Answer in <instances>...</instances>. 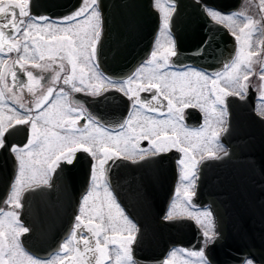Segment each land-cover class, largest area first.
<instances>
[{
	"label": "snow or ice",
	"instance_id": "snow-or-ice-1",
	"mask_svg": "<svg viewBox=\"0 0 264 264\" xmlns=\"http://www.w3.org/2000/svg\"><path fill=\"white\" fill-rule=\"evenodd\" d=\"M260 4L264 5V0H260ZM95 5L96 0H83L82 6L62 21L49 22L47 17L37 18L31 15L30 0H0V65H3V68H0V104H5V93H14L17 85L20 88L27 87L28 92L32 93L35 91L36 86L41 84V80L44 79L43 77L38 78V74H34L32 71H27L25 73L27 84L25 85L24 81L20 79L21 72L17 70V66L20 70H23L25 65L30 64L35 69L47 72L52 70L59 62V71L52 79V84L56 85L61 79V74L66 71L63 63L66 60L67 65L70 66V74L64 75L63 83L65 85L71 84L73 91H82L81 87L75 86L76 82L78 81L80 85H84L85 77L88 76L92 80H99L98 83L87 84V89L93 95H100L103 91H106L104 85L108 84L129 96L134 108H145L149 112L161 111L158 107V95H163L164 100L167 101V118L150 121L145 119L144 123H140L137 119L134 124L133 119L130 117L124 124L120 125V131L116 134H112L99 126L89 131V128L96 124V121L90 118L89 124L81 129L74 126L82 118V111L69 104L67 94L62 88L59 92H56L54 87H49L47 94L36 101L35 111L37 114L35 116L31 115L33 111L31 108L26 109L23 115L18 113L14 107L8 109L13 113L12 115L4 116L0 112V147L4 144L6 134H9L10 130L17 125L31 124L32 129V136L23 148L16 146L11 148V151L16 153L20 161L16 187L10 197V202L15 208L21 207L19 201L20 188L26 182L27 171L31 170L32 172L29 179L35 180L44 164H47V169L44 170V175H47L48 170H54L53 165L58 164L62 157L66 158L65 152L71 155L83 150L90 153L97 160L98 166L94 165L93 168L94 181H102L105 166L108 165L109 161L120 158L122 153L127 158V156L144 151L138 149V139L149 141L155 152L167 151L171 147L178 148L180 152L184 153L185 159L181 160L180 163L184 165L185 169L183 179L188 181L190 176H194L197 162L189 154L190 149L181 146L183 141L180 139V135L177 134V125L184 119L183 110L197 106L204 109L205 105H208L205 110L215 114L217 106L223 105L227 96L236 95L243 98V93L248 88L245 82L249 77L243 75L244 82H242L241 74L251 69L253 59L257 53L253 51L246 52L244 47H241L236 58L230 64L226 63L224 65L225 71L223 73L215 74V78L194 70L173 72L170 75L167 71L153 70L146 78L148 80L147 84L143 82L136 83L135 73L124 81H111L98 76L92 63L100 39V32L97 30V24L95 23L99 13L96 11ZM163 11V27L167 29L170 12L168 9H163ZM206 11L218 23H235L231 16H222L219 12L210 8ZM256 23V21L248 18L243 27L239 28V34L233 32L235 39L241 41L242 45L249 49L252 47L251 33L255 29ZM160 48L163 50L153 51L151 59L147 63L155 64L156 69H165L169 57L175 56L176 52L172 47L160 45ZM11 53H16L19 58L9 63L4 57ZM138 71L140 70L138 69ZM9 72H11L12 79L11 88L5 82V77ZM191 76H195L196 80H191ZM261 79H264V76ZM209 81L211 87H209ZM222 84L224 86H221ZM133 85H135V88ZM177 86L179 87V98L176 96ZM153 90H156L157 94L152 95L151 99L157 101V105L141 100V93L152 92ZM166 92L168 94L164 95ZM205 93H207V98H205ZM8 98L18 99L12 95ZM193 98L197 100L196 104L190 103ZM209 99L212 101L211 104H208ZM200 101H203V103H200ZM20 107L24 108V105L21 104ZM136 115L139 116V113L137 112ZM223 115L224 109L221 108L217 123H223ZM137 127H139L138 132ZM53 128L59 129V131H54ZM170 130L172 135H169ZM183 135L185 139L189 135L200 138L201 143L193 145L192 148L200 151L203 154L202 158H219L218 153L227 155L222 145L218 143L219 131L215 128H211L207 132L201 129L195 133H183ZM41 156L43 160L39 159ZM48 161H51V163H48ZM71 162V160H68V163ZM36 165H40L41 168H37ZM97 172H99V175L96 174ZM41 179H43V176H41ZM43 182L47 183V180L44 179ZM99 186L98 183L94 185L96 188H99ZM104 191L105 199L99 206H94L91 209L93 214L88 216L86 223L82 219V215L76 216L77 223L70 241L79 235V239L76 240L77 246L75 248L71 247L70 241L62 244L61 252L63 255L58 254L56 264H92L93 260L95 264H112L109 245L119 246V251L116 252V264H132L130 245L134 239L131 234L133 226L130 222L126 229L120 225L118 220L121 215L119 206L115 204L107 188ZM184 195L186 197L190 196L187 186ZM90 198L95 202V199L99 198V193H89L84 197V204L81 207L82 214H88ZM8 202L6 201V203ZM114 208L116 209L115 215L113 214ZM105 209H107V212H105ZM0 215L7 218L6 220L0 219V264H25V261L26 264H41L39 260L26 256L20 248L19 237L26 233L28 229L19 224L17 213L0 212ZM203 215L208 217L211 214L205 212ZM168 218H171V212ZM82 228L86 231L78 234L76 230ZM125 230L129 233L128 235L120 234ZM109 231L112 233L111 235H108ZM89 234L91 235L89 236ZM204 235L209 239L211 238L207 228ZM93 240L95 241L94 247L92 246ZM80 244L84 245L83 251L79 247ZM71 252H74L75 255L70 258L68 254ZM188 255L200 257L203 264H206V261H203V251L189 252ZM86 257L87 259H85ZM247 264H252V261H247Z\"/></svg>",
	"mask_w": 264,
	"mask_h": 264
},
{
	"label": "flooded vegetation",
	"instance_id": "flooded-vegetation-1",
	"mask_svg": "<svg viewBox=\"0 0 264 264\" xmlns=\"http://www.w3.org/2000/svg\"><path fill=\"white\" fill-rule=\"evenodd\" d=\"M198 3H200L203 7V10L207 13L206 9L210 8L213 11L219 12L222 16H231L233 17V20L235 23L230 22H224V23H218L217 21L213 20L208 14V18L211 20V22L215 25L214 30L211 32L214 39H219V53L220 58L222 55H227L225 58L223 57L222 63L214 70H207L200 66H195L191 64H182V65H175L172 63L171 59L172 57H169V62L166 65L165 69H156L155 64H148L147 61L151 59V53L155 50L157 39L159 36L158 34L155 38L153 47L148 54V56L140 63L138 64L135 69L125 78H112L105 73H103L97 62H96V56L93 60V65L95 66V70L97 72V75L100 77H105L108 80L111 81H124L128 79L130 76H133L135 73L134 79L136 80V83H148V80L146 79L147 76L153 71H167V73L170 75L173 72L179 73L181 71H189L194 70L195 72L202 73L204 75H207L211 78H215V74L217 73H223L225 71L224 65L226 63H231L237 56L239 50L241 47H244L242 45L241 41H237L235 39V36L233 35V32L235 31L236 34H239V28L243 27L244 23L246 22L247 16H244V0H240L238 2V7L236 10L231 11H224L220 8L215 7L216 5H228V2H231V0H211V4L205 3L203 0H196ZM83 4V0H81L79 6L74 9L72 12L68 13L67 15L60 16V17H50L47 15H40L36 16L31 13L34 17H47L49 22H59L62 21L65 17L71 15L75 11H77ZM153 6L160 15V27L164 20V11L163 9H168L171 14L173 13L175 9V3L170 2L168 0H153ZM259 28L257 30V43L255 44L254 51H256L259 56L261 57V60L264 61V5L260 4L259 1ZM96 11L99 13V9L97 6V1L95 5ZM242 14V15H241ZM170 19V18H169ZM97 24V30L101 32V23H100V17L95 21ZM63 26V25H61ZM160 30V29H159ZM221 31V35L217 34V31ZM168 33L170 36V40L172 42V49L176 52V43L175 40L169 30L168 25ZM228 40V42H227ZM243 40V37H242ZM18 55L16 53H11L8 56L4 57V59H7L9 63H12L16 60H18ZM162 63V61H160ZM152 65V66H151ZM143 66V67H142ZM0 68H3V65H0ZM65 69L66 71L61 74V79L58 84L53 85L52 79L54 78L57 71H59V66L56 65L52 70H49L47 72L38 70L33 68L30 64L25 65V68L23 70H20L17 66V70L21 72L20 79L24 81L25 84H27V77L26 72L32 71L34 74H38V78L43 77L44 79L41 80V84L37 85L35 88L34 93L30 92H23V98L27 97L26 99L30 101L32 104H26L25 108H21L16 103V100L8 98L10 94L5 93V104L4 107H6L4 110L5 112H2L4 116H8L10 114V111H8L9 108L14 107L18 113L23 115L25 113V110L28 108L33 109L31 115L35 116L37 113L35 111V103L36 101L41 98L43 95L47 94V89L49 87H54L56 92H59L62 88L64 92L67 94V100L69 104L76 108L77 110H81L83 115L78 124L74 127H79L83 129L85 125L89 124V119H93L96 121V124L92 125L91 128H89V131L92 130V128L95 127H102L105 130L111 132L112 134H116L120 131V125L124 124L126 120H128L130 117L133 119L134 124L136 123L137 119H139L140 123H144L145 119L147 120H163L167 118V101L164 100L163 95H158V107L161 109L160 112H149L145 108H134L133 102L131 99H129V96L125 95L123 92L118 91L116 88L111 87L108 84H105L104 87L107 89L106 91H103L100 95H93V93L87 89V84L89 83H98L99 80H92L88 76L85 77V84L80 85L79 82H76V87H81L82 91L75 92L73 91V86L71 84L65 85L63 83V77L64 75L70 74V66L67 65L65 62ZM138 69L140 71H138ZM88 70L86 69V72ZM243 75H248V80L245 82L248 85L247 90L243 93V98L241 96L236 95H230L227 96L224 100L223 105L217 106L216 113L213 114L211 111H206V107L208 105H205V108L202 109L201 107H188L183 110V121H181L177 125V134L180 135V139L183 141L182 147H188L190 149L189 154L194 157L196 163V167L194 169V176H190L188 181H185L183 179L184 176V165L180 163L181 160L185 159L184 153L180 152L178 148H171L167 151L163 152H155V149L152 148L151 144L147 140H137L138 149H143V152H140L136 155H130L125 158V155L122 153L121 157L118 158V162L124 161L121 159H126L131 162H136L138 160H142L145 158H152L153 156L160 157L164 153H172L175 157L173 158V173H174V183H173V189L169 193L166 190V184L169 180V170L168 166L172 165L169 161V158H156L150 160V167H146V170L144 171L143 167L139 168H133L131 169V175H130V168L124 167V166H115L114 172H115V178L117 181V189H113L111 187V184L108 181L107 177V165L104 169L103 174V180L102 181H94L93 179V168L94 165L98 166L97 160L87 152H84L83 150H79L74 154H67L65 152L66 158L62 157L61 160L58 162V164L53 165L54 170H48L49 172L47 175L43 176V179L37 178L36 180L32 181L29 180V178L26 180L25 184L20 188V195H19V201L21 204L20 208H15L11 202L10 197L14 191V188L16 187L17 177L19 175L20 171V161L17 158L16 153L11 151L12 146H16L18 148H23L29 141L30 137L32 136V129L31 124H24V125H17L14 129L10 130L9 134H6L4 138V144L2 147H0V212H15L18 215L19 224L23 227L27 228L29 231V227L26 224V222L21 218L24 210H25V204L28 205V202L24 200L23 195L25 194V190L28 187H32L34 185L38 184H48L50 178L53 176L54 172L58 169L60 171L69 170L70 167L74 165H84V162L80 161L78 159L77 153L78 152H84V156L90 157L91 164H90V177H89V183L87 190L83 191L79 194L77 197V201L74 202L72 198L71 202H67L66 199L62 198L60 201L55 199H38L35 201L36 208L39 212H46L48 210H51L52 208L55 210L54 214H48V213H40L37 217V219H40L39 225L40 226H46V219L50 220L49 226L52 228H55L57 226L66 227L68 230L67 232H61L57 233L55 231L51 232L49 234V238L45 237L43 233L39 234V241H48L49 247H40L36 249L35 251L29 249L25 243H24V235L28 233H23L19 237V245L20 248L23 250V252L26 254V256H30L33 259L39 260L41 264H56L58 259V254L63 255L61 252V245L64 244L66 241H70V238L72 237L73 231L75 229V225L77 223L76 216L82 215V219L85 220V223L87 222L88 216L92 215L91 209L94 206H99L101 202L105 199V188H107L108 192L111 193V197L114 200L115 204L119 206V211L121 215L118 217L119 223L121 226H123L125 229L128 226V223L133 226L132 235L134 237L132 244L130 245V255L132 258V264H140V261L136 254L134 253V244L137 239V232L139 230L140 224H143L144 227L149 229H159L161 228V224L165 221H170L173 219H179V218H189L191 219L199 228V230L202 233V239H201V247L199 249H188L184 246L176 245L171 247L167 253L164 255L162 259L161 264H169L168 262H173V264H178L181 259L188 257L189 252H200L203 251L204 256L203 260L206 261V264H211L206 256H205V246L208 243H211L214 241L217 235V223H216V215L213 210L212 202L205 199L206 196L211 197L213 200L217 202L218 205L223 207L224 199H218L216 192H205L202 193L200 191V179L201 175H203L205 172V165H209L211 162L209 160L216 159V158H202V153L198 150H193V145H199L201 143V140L199 137L195 135H189L192 136V142L188 139H185V136L183 133H195L201 129H204L209 131L211 128H215L219 131V137H218V143L222 145L223 150L227 152V154L232 153V147L238 145V141L240 140L241 132L244 129L245 131L253 130L254 127H250L254 122H260L263 124L261 131L264 132V79H261L262 76H264V62H259L258 64L251 65V69L246 72H242L241 74V80L243 81ZM143 78V79H141ZM191 80L195 81L196 77L191 76ZM5 82L9 87V84L11 83L12 87V79H11V72L7 74L5 77ZM48 86V87H47ZM221 86H224L223 84ZM135 88V85H133ZM209 87H211L210 81H209ZM19 88V85H17L15 91ZM177 86V90H178ZM231 91V89H229ZM14 91V92H15ZM170 91V90H169ZM80 94L82 100L80 102H76L73 97L76 94ZM157 94L156 90H153L152 92H145L141 93L140 97L142 101L150 102L153 105H157V101H152V95ZM168 93H164V95H167ZM13 96V95H12ZM177 98H179V92H176ZM205 98H207V93H205ZM214 99V98H213ZM18 100V99H17ZM211 100H208V104H211ZM190 103L196 104L195 101H190ZM200 103H203V101H200ZM178 107L180 105H177ZM224 109V115H223V123L219 124L217 123L220 115V109ZM122 109H125V115L123 119L120 122H117L121 119V111ZM139 113V116L136 115V113ZM95 113L101 114L102 118L104 120H101L98 118ZM232 118L235 119L234 126L232 125ZM231 120V121H230ZM244 123V127H242V124ZM241 125V126H235V125ZM223 129V130H221ZM54 131H59V129H55ZM127 131V129H125ZM139 131V127H137V132ZM169 135H172L171 130L169 131ZM240 135V136H239ZM154 138V137H153ZM131 148V145L129 146ZM155 152V154H153ZM219 157L223 155V153H218ZM262 155V154H261ZM143 156V158H141ZM55 159V157H53ZM43 160V159H42ZM68 160H71V163H68ZM259 160H261L264 164V157H261ZM258 161V160H257ZM260 161V162H261ZM48 163H51V161H48ZM40 166V165H39ZM47 164H44L43 167ZM41 168V167H40ZM30 171V170H29ZM143 173V174H142ZM99 175V172L96 173ZM74 176V177H73ZM64 177L70 178L71 180H79V177L77 175H68L65 174ZM145 177L146 180L144 181L142 178ZM131 178L135 179V182L131 180ZM46 179L47 183H44L43 180ZM144 181V182H142ZM142 182V183H141ZM99 184V188L94 187L95 184ZM188 187V191L190 193V196L186 197L184 195L185 187ZM99 193V198L95 199V202H93V199L90 198L88 202L89 211L88 214H82L81 213V207L84 204V197L88 195L89 193ZM6 201H9L6 203ZM69 201V200H68ZM59 202V203H58ZM264 202V201H263ZM74 203H76L75 206ZM74 207V208H73ZM61 212L62 215H57L56 212ZM73 212V214H72ZM105 212H107V209H105ZM171 212V218L169 217V214ZM208 212L211 215L206 217L203 215V213ZM113 214H116V209H113ZM69 215H72V217H69ZM2 215H0L1 217ZM67 216V217H66ZM126 218V219H125ZM45 222V223H44ZM99 222V221H97ZM212 230V233L209 237L210 239L205 237L204 232L205 229ZM79 234L80 232L86 231V229H79L76 230ZM112 233L109 231L108 235H111ZM122 235H128L129 233L125 230L123 233H120ZM91 234H89L90 236ZM79 239V235L75 239H72L70 241V246L75 248L76 240ZM102 239V238H101ZM92 246H95V241H92ZM140 247L141 251H145L146 254L149 256L153 255V249L146 248L143 244ZM79 247L83 251L84 245L80 244ZM110 254L112 257V264H116V252L119 251L118 245H109ZM71 258L73 255H75L74 252H71L68 254ZM91 255V254H89ZM87 259V257L85 258ZM184 261V260H183ZM247 261H252V264H260L259 262H256L252 257H245L242 264H247ZM182 262V261H181ZM26 264V261H25ZM92 264H95V261H92Z\"/></svg>",
	"mask_w": 264,
	"mask_h": 264
},
{
	"label": "water",
	"instance_id": "water-1",
	"mask_svg": "<svg viewBox=\"0 0 264 264\" xmlns=\"http://www.w3.org/2000/svg\"><path fill=\"white\" fill-rule=\"evenodd\" d=\"M168 1L176 5L169 19V28L176 43V55L172 57V63L191 64L207 70L216 69L227 55L221 54L220 58L219 39L215 40L211 33L215 25L204 12L202 5L196 0ZM203 1L211 4V0ZM239 1L231 0L228 5L215 7L224 11L236 10ZM80 2L81 0H30V11L35 15L62 16L77 8ZM97 3L102 30L96 46V61L106 75L124 78L149 54L159 28V13L153 7L152 0H97ZM217 34L221 35V31L218 30ZM73 99L76 102L82 100L79 93ZM125 111L122 109L121 119L117 122L123 119ZM95 115L104 120L101 114ZM231 120L234 126L235 119ZM262 126V123L254 122L250 125L254 127L252 131L244 132L243 129L241 136L239 135L238 145L232 147V153L209 160L211 162L209 165L204 164L206 170L201 175L200 191L216 192L217 198L225 201L221 207L211 197H205L212 202L218 232L214 241L205 246V255L212 264H241L247 256L264 264V164L259 160L264 157ZM172 153H164L160 157L153 156L134 163L126 159H121L124 161L120 162L119 159L109 161L108 181L113 189L115 187L117 189L115 166L129 167L131 175L133 168L143 167L145 171L146 167H150L151 159L169 158L172 164L175 157ZM76 157L84 162V165H74L67 172L58 170L59 167L51 177L49 185L41 184L25 190L23 198L28 205L25 204L21 218L30 231L24 235V243L33 251L50 245L48 241L38 240L40 233L49 238L53 231L61 233L68 230L62 226L50 227L51 221L47 219L45 220L47 225L40 226L38 215L54 214L55 210L52 208L46 212H39L35 201L38 199L60 201L62 198L68 203L72 200L77 201L79 194L86 189L91 159L84 156V152H78ZM173 169V164L168 166L169 180L166 190L169 193L173 189ZM65 174L77 175L79 180H71L64 177ZM142 179L146 180L145 177ZM131 180L135 182V179ZM75 205L76 203L73 206ZM56 214L62 215L59 211ZM70 217L72 215H69L68 219ZM201 239V231L189 218L165 221L159 229H146L140 224L134 253L140 264H161L171 247L180 245L199 249ZM142 244L148 249H153L152 256L138 250Z\"/></svg>",
	"mask_w": 264,
	"mask_h": 264
},
{
	"label": "rangeland",
	"instance_id": "rangeland-1",
	"mask_svg": "<svg viewBox=\"0 0 264 264\" xmlns=\"http://www.w3.org/2000/svg\"><path fill=\"white\" fill-rule=\"evenodd\" d=\"M259 1L260 0H244V16H247L248 18H251L253 21H256L257 23H256V26H255V29L252 31V33H251V43H252V47H251V49H249V48H247L246 46H244V51H253V52H255V53H257L256 51H254V47H255V44L257 43V30H258V28L260 27L259 26V19H258V14H259V9H260V7H259ZM248 18H246V22H247V19ZM245 22V23H246ZM170 38V36H169V33H168V28L167 29H164V27H163V23L161 24V28H160V31H159V36H158V39H157V43H156V47H155V50L154 51H156V50H160V51H162L163 49L162 48H160V45H163L164 47H172L171 45H172V42H171V40L169 39ZM169 41H170V43H169ZM65 62L67 63V61L65 60L63 63H64V65H65ZM169 62V61H168ZM259 62H264V61H262L261 60V57L259 56V54L257 53V55L254 57V59H253V64H258ZM59 64V62L57 63V65ZM152 66V65H151ZM26 85V84H25ZM37 87V86H36ZM48 87V86H47ZM9 88H11V83L9 84ZM15 91V90H14ZM28 92V90H27V87H24V88H18L14 93H12V94H10V95H13L14 97H16V98H18V100L17 99H15L17 102H14V103H16L18 106H20L21 104H23L24 105V108L26 107V104H32V103H30V101H28L26 98L27 97H24L23 98V92ZM176 92H179V88H178V90L176 91ZM34 93V92H33ZM180 95V94H179ZM192 102L193 101H195L196 102V99L195 98H193L192 100H191ZM186 102H188V101H186ZM6 107H4V104H0V112H5V109ZM207 108V107H206ZM17 111V110H16ZM18 112V111H17ZM13 113H11L10 112V114L9 115H12ZM51 127V126H50ZM53 130H54V128H53ZM189 140H190V142H192V136H189V138H188ZM39 159H43V157L41 156V157H39ZM36 167L37 168H40L41 166H39V165H36ZM45 169H47V167L46 166H44L43 168H41V172L37 175V178H39V179H41V176H44V178H45V176L46 175H44V170ZM49 171H47V173H48ZM32 176V172H31V170L30 171H27L26 172V180L28 179V178H30ZM36 178V179H37ZM35 179V180H36ZM29 180H31V179H29ZM42 180V179H41ZM32 181H34V180H32ZM0 219H7L6 217H4L3 215L0 217ZM209 231V236L211 235V233H212V230H208ZM184 260V261H183ZM182 261V262H181ZM181 261H179V263L178 264H203V262L201 261V258L200 257H193V256H186V258H184V259H181ZM204 261V260H203ZM169 264H173V262H168ZM176 264V263H175Z\"/></svg>",
	"mask_w": 264,
	"mask_h": 264
}]
</instances>
